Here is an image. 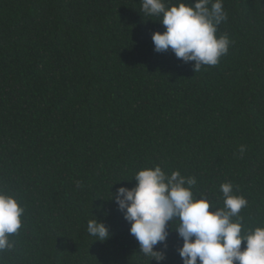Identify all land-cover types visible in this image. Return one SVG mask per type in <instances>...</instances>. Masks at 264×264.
I'll return each mask as SVG.
<instances>
[{
  "label": "trees",
  "instance_id": "1",
  "mask_svg": "<svg viewBox=\"0 0 264 264\" xmlns=\"http://www.w3.org/2000/svg\"><path fill=\"white\" fill-rule=\"evenodd\" d=\"M223 7L228 53L194 72L154 51L140 0H0V190L24 208L0 264H149L111 196L155 165L217 207L231 182L243 230L264 226V0ZM172 228L160 264H182Z\"/></svg>",
  "mask_w": 264,
  "mask_h": 264
},
{
  "label": "clouds",
  "instance_id": "2",
  "mask_svg": "<svg viewBox=\"0 0 264 264\" xmlns=\"http://www.w3.org/2000/svg\"><path fill=\"white\" fill-rule=\"evenodd\" d=\"M140 3L142 13L160 17L158 22L164 26L163 32L152 33L157 53L170 49L182 62H194V72L217 65L228 53L229 37L217 36L218 26L227 20L223 0H177L169 6L165 0ZM244 152L241 146V158ZM133 178L134 187L118 188L111 192V199L130 224L129 233L138 242L140 252L150 258L149 264L153 259L157 264L165 259L164 251L154 249L158 245L167 248L168 228H172L173 221H178L172 229L183 241L177 248L182 264H264V226L243 230L240 213L248 201L234 194L231 182L220 185L223 206L217 207L205 196L193 194L192 188L197 184L194 176L186 177L179 171L169 175L155 165L139 170ZM23 212L14 196L0 190V251L13 247L9 236L21 228ZM87 232L100 242L112 235L96 218L88 221Z\"/></svg>",
  "mask_w": 264,
  "mask_h": 264
}]
</instances>
